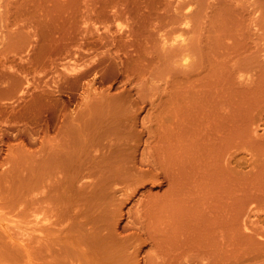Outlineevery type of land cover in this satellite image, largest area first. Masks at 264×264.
<instances>
[{
	"label": "rangeland",
	"instance_id": "1",
	"mask_svg": "<svg viewBox=\"0 0 264 264\" xmlns=\"http://www.w3.org/2000/svg\"><path fill=\"white\" fill-rule=\"evenodd\" d=\"M24 1L0 0V73L19 69L31 82L25 99H0V183L18 200L11 206L0 187L10 204L0 205V237L23 252L10 248L9 256L30 249L27 262H15L167 264L163 253L179 235L164 209L174 211L178 198L185 211L172 213L185 214L186 243L173 247L180 256L172 264H264V0ZM244 36L257 43L258 64L237 71L232 55L244 49L242 65L251 62ZM29 41L35 66L27 75L19 49ZM210 44L219 50L212 56ZM8 45L19 53L7 59ZM85 211L86 222L103 215L104 227L84 223ZM83 232L105 241L80 239ZM2 250L0 261L12 258L1 259Z\"/></svg>",
	"mask_w": 264,
	"mask_h": 264
},
{
	"label": "bare ground",
	"instance_id": "2",
	"mask_svg": "<svg viewBox=\"0 0 264 264\" xmlns=\"http://www.w3.org/2000/svg\"><path fill=\"white\" fill-rule=\"evenodd\" d=\"M33 1H34V0H25L24 2L27 3V4H32ZM30 12H31V11H30ZM244 37H245V40H247V37H246V36H244ZM18 42H19V40H16V41H15V43H18ZM211 46L213 47V49L216 48V47H214V45H211V44H210V48H211V50H213ZM245 46H246V48H247V50H248V52H249V53L246 54V55H247V57H248V56L251 57V59H250L251 62H250L249 65H247V66H243V65H242L241 57L245 55L244 49H243V51H242L239 55H232V56H233V59H232V60L237 62L236 66H235V69H236L237 71H241V70H243V69L252 70V69H254L255 66L258 64V57H259L260 49H259V47H257V43H256V44H252L250 41L247 40V41L245 42ZM189 49H190V50H189ZM208 49H209V48H208ZM208 49H207V51H209ZM32 50H33V42H31V41L27 42V47H26V48H24V49H23V48L19 49L20 52H24V53H26V57H28L27 59H25L24 56H23V57L21 58V60H22V64L20 65V67L23 69L24 72L27 73V75L29 74V72L31 71V69H33V67L35 66L34 60L31 58V57H32V56H31V52H32ZM192 50L195 51L196 48L193 47V49H192V48L190 47V48H188V49H184V50H182L181 52H182V55L185 56V52H190V51L193 52ZM216 51H219L218 48H216V49L213 50L212 52L209 51V54L211 53V56H212L213 53L215 52V53H214V55H215V54H216ZM10 52H17V53H19L15 48H12L10 45H8V46L6 47V49H5V53H6L5 56H6L7 59H8L7 54L10 53ZM217 53H218V52H217ZM243 54H244V55H243ZM32 55H33V53H32ZM211 58H212V57H211ZM31 59H32V60H31ZM213 60H214V57H213ZM19 72H22V71H20L19 69H13V71H6V72H1V73H0V99H1V98H4V99H10V100L16 99L17 101L20 100V99H23V98L25 99V96H27V94H28L29 91H30L29 88H30V86H31V82H30V80H29L28 78H24V77H22V76L19 74ZM24 86H25V87H24ZM42 93H43V97H44L45 99H46L47 97H48V99H49V96H48V95H50V94H49V89H48V87H43V89H42ZM47 101H48V100H46L45 103L48 104ZM48 105H49V104H48ZM48 105H46V107H47ZM46 109H48V108H46ZM14 110H15V109H13V110L11 111V113L8 112L9 110H8L7 112H8V114L10 113V115H12V114L15 115L18 111L15 112V114H14ZM16 110H17V109H16ZM16 110H15V111H16ZM44 110H45V109H44ZM46 112H47V111H46ZM3 113H4V112H3ZM5 113H6V112H5ZM43 114H44V111L42 112V115H43ZM13 115H12V116H13ZM15 116H16V115H15ZM15 116H13V117H15ZM17 116L19 117V114H18V113H17ZM17 116L15 117V119L18 118ZM10 117H11V116H10ZM46 118H47V117H46ZM45 125H46V124H45ZM46 127H49V126L46 125ZM45 129H46V128H45ZM47 129H48V128H47ZM164 162H165V164H166L165 166H167V164H168L169 162L171 163L172 160L169 161V160L166 159ZM170 163H169L168 165H170ZM47 164H48V163H46L45 165H47ZM163 164H164V163H163ZM62 165H63V164H62ZM62 165H61V166H62ZM61 166H60V167H61ZM58 167H59V165H58ZM18 168H19V167H18ZM62 168H63V167H62ZM30 169H32V168H30ZM30 169H29V170H30ZM32 171H33V169L30 171V173H31ZM29 175H30V174H29ZM27 176H28V174L26 175V177H27ZM30 176H31V175H30ZM32 176H35V175H33V173H32ZM20 177H23V175H22V176H19V178H20ZM115 177H116V176H108V178H107L106 180H112V179H114ZM23 178H24V177H23ZM28 178H29V177H28ZM28 178H26V180H27ZM15 179H16V178H15ZM34 179H35V178H31L32 181H33ZM14 181H15V180H14ZM20 181H21V180L19 179V182H20ZM22 182H23V181H22ZM22 182H21V183H22ZM24 182H25V181H24ZM25 183H26V182H25ZM27 183H28V182H27ZM32 183H33L34 185H36V186L38 185L37 182H36V179H35ZM32 183H31V185H30V183H29L28 185H30V187H32V185H33ZM35 183H36V184H35ZM1 184H2V183H0V187H1V188H2V187L4 188V186H2ZM15 184H18V181H17V183H15ZM28 185H27V186H28ZM36 186H35V187H36ZM61 186H63L62 189H61ZM64 186H65V185H60V188H58V189H59V190L61 189V191H63ZM8 187H9V186H8ZM8 187H7V190L9 189V190H8L9 192H8V191H5L6 188H5V189L2 188L5 192L2 191V189H0L1 192H4V193H5V194L3 195V194L0 192V194H2L4 197H5L6 193H8L7 195H8L9 197L12 196V194H10L11 184H10V188H8ZM30 187H29V189H31ZM35 187H34V189H36ZM32 188H33V187H32ZM38 188H39V185L37 186V189H38ZM66 188H67V187H66ZM175 188H176V187H175ZM59 190H57L56 192H58ZM12 191H13V190L11 189V192H12ZM16 191H17V189L15 190V192H14V196H12V198L15 197V195H16ZM19 191H20V190H19ZM23 191H24V190H23ZM52 191H53V190H52ZM61 191H60V192H61ZM175 191H177V190L175 189ZM21 192H22V191H21ZM21 192H20V194H21ZM25 192H26V191H25ZM60 192H58L57 194H56V193H53V194H54V195H60V194H59ZM64 192H65V189H64ZM12 193H13V192H12ZM22 193H23V192H22ZM27 193H28V190H27ZM45 193H46V192H45ZM65 193H66V192H65ZM171 193H173V194L175 195L176 192L174 193L173 190H171V191H170V194H171ZM178 193H179V191H178ZM178 193H176L177 195H175V198H176L177 196L179 197L180 193H179V195H178ZM9 194H10V195H9ZM29 194H30V193H29ZM29 194H28V195H29ZM49 194H51V191H50ZM49 194H46V195H45V194L40 193V196H41V195H42V196L45 195V197H46V196L49 195ZM170 194L168 195V196H169V200H170V199H173V200H174V195L172 194L173 196L171 197ZM2 195H1V198H3ZM26 195H27V194H26ZM51 195H52V194H51ZM61 195H62V196H57L56 198H54V196L52 195V196H53L52 199H53V198H54V199H58V197L61 198V197L64 196L62 193H61ZM24 196H25V194H24ZM21 197H23V194H22V196H20V198H21ZM64 197H65V196H64ZM170 197H171V198H170ZM5 198H8V197H5ZM5 198H4V200H5ZM12 198H10V199H12ZM17 198H18V197H17ZM17 198H16V199H17ZM50 198H51V197H50ZM14 199H15V198H14ZM23 199H24V198H23ZM38 199H39V198H38ZM38 199L36 198V199H33V200L37 201ZM40 199H41V198H40ZM42 199H43V198H42ZM63 199H64V198H63ZM8 200H9V198H8ZM8 200H7V201H8ZM59 200L61 201L62 199H59ZM59 200H57L58 203H60ZM173 200H171V202H172ZM176 200H177L176 203H179V204H176V205H175V209H174V211H176V212L179 213V212H180V209H178V208H179L180 205L182 206V207L180 206V208H183V211H185V210H184V207L186 206L187 203L184 202V203H185V204H184L185 206H184V205H183V202H181L182 200H179L178 198H177ZM5 201H6V200H5ZM11 201H12V200H9L10 203H11ZM14 201H15V200H14ZM14 201H12V202H14ZM17 201H18V200H16L15 202L17 203ZM19 201H20V200H19ZM21 201H22V199H21ZM21 201H20V202H21ZM46 201H49V199L46 200ZM46 201H44L43 203L46 204ZM50 201L53 202L54 200H50ZM57 201H55V202L57 203ZM178 201H179V202H178ZM0 202H1L0 205H2V203L4 202L3 199H2V201H0ZM9 202H8V203H9ZM20 202H19V203H20ZM30 202H33V201H30ZM40 202H42V200H40ZM40 202L38 201V203H37V202H36V203H37L38 205H39V204H42V203H40ZM63 202L65 203V201H63ZM171 202H170V203H171ZM4 203H5V202H4ZM8 203H7V204H8ZM48 203L50 204V202H48ZM56 203H54V204H56ZM58 203H57V204H58ZM180 203H181V204H180ZM205 203H206V201H205ZM7 204H3V205H7ZM14 204H15V203H14ZM14 204H13V205H14ZM32 204H34V202H33V203H30V205H32ZM51 204H52V203H51ZM51 204H50V205H51ZM54 204H52L51 206L54 207ZM95 204H96V203H95ZM172 204L174 205L175 202H173ZM3 205H2V207H3ZM8 205H10V204H8ZM34 205H36V204H34ZM91 205H92V204H91ZM93 205H94V204H93ZM169 205H170V207H166V209H164V212H165V210H167V208H169V210L171 209V204H169ZM173 205H172V206H173ZM177 205H178V206H177ZM11 206H12V203H11ZM32 206H33V205H32ZM47 206H49V205H47ZM56 206H57V205H56ZM62 206L65 208V212H64V213L67 214L68 211L66 212V210L68 209V206H67V209H66L65 205L62 204ZM0 207H1V206H0ZM41 207H42V206H40V208H41ZM44 207H45V206H44ZM90 207H91V206H90ZM90 207H89V208H90ZM176 207H177V208H176ZM30 208H31V207H30ZM40 208H39V209H40ZM64 208H63L62 210H64ZM47 209H48V208H47ZM47 209H46V210H47ZM55 209H56V207H55ZM55 209H54V210H55ZM60 209H61V207L59 208V206H58L57 210L59 211ZM91 209H92V208H90V210H91ZM172 209H173V208H172ZM41 210H44L43 207L41 208ZM48 210H49V209H48ZM57 210H56V211H57ZM92 210H93V209H92ZM169 210H167V212H169V213H168L169 215L172 214L173 217H172V216H170V217H172V218H173V221L175 222V223H173V224H175L174 227L176 226V227H175L176 230H175L174 228H173V229L176 231V235L178 234L180 238L177 236L178 238L176 237L177 239H174V240L172 241V243H173L174 241L177 240V241L175 242L176 245H175V243H174V244L172 245V247H171V244L169 245V244L167 243V242H168V241H167L168 239H167L166 237H164V238L167 239V240H166V241H163V242H166V243L168 244V246H169L170 249H171V248L173 249V247L176 246V247H174V250H175V251H176L177 249H178V250H182V249H183V246H184L185 243H186V240H185V241H184V240L181 241V235L184 234L183 232H184V230L186 229V227H183V225H182V227H181V224L183 223V221H182L183 218H182V217H183V215L185 216V214H182V213H184V212H181V213L179 214V216H180V215H182V216L179 217L177 213H176L177 215L174 214L175 212H174L173 210H170V211H169ZM177 210H178V211H177ZM81 211L84 212V210H81ZM217 211H218V209H217ZM219 211H220V210H219ZM93 212L96 213V210H93V211H92V214H93ZM167 212H165L166 214L164 213V218H165V220L167 219V221H165L166 223H168V220H170V217H169V218H166V216H167V217L169 216V215L167 214ZM170 212H171V214H170ZM172 212H174V213H172ZM221 212H223L222 209H221ZM56 213L59 214V212H56ZM62 213H63V212H62ZM62 213H61V214H62ZM85 213H86V214H85L86 217H84V218H85V221H83L84 223L86 222L87 215L89 216L88 213H91V211H89L88 213H87V211H85ZM95 213H94V214H95ZM211 213H212V212H211ZM94 214H93V215H94ZM64 215H65V214H64ZM98 215H99V214H97V216H98ZM107 215H108V214H107ZM221 215H222V214H221ZM223 215H224V212H223ZM223 215H222V217H223ZM37 216H38V215H37ZM82 216H83V213H82ZM91 216H92V215H90V217H91ZM97 216H93V217H95V218H92L93 221H94V223H95L96 225H98L99 223H102V222L105 220V218H104V220L101 219V222H100V221L98 220L99 218H98ZM102 216H103V215H102ZM102 216L99 215V217H102ZM57 217H58V215H57ZM59 217L61 218V215H59ZM63 217H65V216H63ZM63 217H62L61 219H64ZM90 217H88V218H90ZM105 217H108V216L105 215ZM109 217H110V216H109ZM36 218H37V217H36ZM84 218H83V219H84ZM102 218H103V217H102ZM34 219H35V218H34ZM45 219H48V217L45 218ZM58 219H59V218H58ZM106 219H107V218H106ZM181 219H182V220H181ZM199 219H200V218H198V220H199ZM213 219H215V218H213ZM40 220H41V219L37 218V222H38V223H39ZM87 220H88V219H87ZM90 220H91V219H90ZM97 220L99 221V223H98ZM107 220H108V219H107ZM107 220H106V221H107ZM171 220H172V219H171ZM215 220H216V219H215ZM35 221H36V220H35ZM35 221H34V222H35ZM47 221H49V222L51 223L50 220H47ZM47 221L45 220V222H47ZM88 221H89V220H88ZM108 221H109V220H108ZM110 221L112 222V220H110ZM110 221H109V225H108V224H107L108 226L106 225V226H107L106 229H108V227L110 226V224H111ZM196 221H197V220H196ZM201 221H202V220H201ZM201 221H200V222H201ZM223 221H224V220H223ZM41 222L43 223L42 220H41ZM41 222H40V223H41ZM91 222H92V221H91ZM91 222H86V223H87V225H88V224L91 223ZM165 222H164V223H165ZM169 222H170V221H169ZM202 222H203V221H202ZM202 222H201V223H202ZM35 223H36V222H35ZM38 223H36L35 225H38ZM40 223H39V227L42 226ZM84 223H83V225H84ZM94 223H91L90 225L92 226V224H94ZM104 223H105V222H104ZM107 223H108V222H107ZM171 223H172V222H171ZM171 223H168V225H167V224H164V226L167 225V227H169ZM180 223H181V224H180ZM195 223H197V222H195ZM45 224H46V223H43V226H44ZM197 224H198V223H197ZM40 225H41V226H40ZM85 225H86V224H85ZM102 225H103V223H102ZM184 225H185V224H184ZM216 225H217V232H218V231L221 229L222 225H218L217 223H216ZM216 225H215V226H216ZM43 226H42V227H43ZM45 226H46V225H45ZM45 226H44L43 229H42L43 232L46 231ZM99 226H100V225H99ZM171 226H172V224H171ZM218 226H219V227H218ZM39 227H37V228L39 229ZM47 227H48V226H47ZM47 227H46V228H47ZM103 227H104V225H103ZM167 227H166V229H165V227H164V229L167 230ZM199 227H200V226H199ZM206 227H208V229H209V227H210V229H211L212 226L209 225V226H206ZM34 228H35V227H34ZM44 229H45V230H44ZM93 229H94L95 232H96V230H99V227H98V226H96V227L93 226ZM93 229H92V230H93ZM100 229H101V226H100ZM222 229H223V227H222ZM40 230H41V229H40ZM42 230H41V231H42ZM92 230H91V233H92ZM94 230H93V232H94ZM174 230H173V231H174ZM59 231H60V230H59ZM59 231H58V232H59ZM100 231H101V230H100ZM110 231L113 232V230H111V229H110ZM167 231H169V229H168ZM221 231H222V232H221ZM0 232H1V231H0ZM63 232H64V230H63ZM212 232H213V231H212ZM53 233H54V232H53ZM83 233H84V232H83ZM91 233H90V234H91ZM218 233H219V232H218ZM222 233H223V234H222ZM1 234H2V232H1ZM1 234H0V236H3V237L5 236V235H3V234L1 235ZM60 234H61V233H60ZM64 234H65V233H64ZM87 234H88V236H89V233H87ZM87 234L85 235V233H84V234L81 233V236H82V235H83V236H87ZM210 234H211V233H209V235H210ZM213 234H214V233H212L211 236H212ZM50 235H53V234L51 233ZM54 235H55V234H54ZM54 235H53V236H54ZM93 235H97V234H92V235L90 236V239H91V240L89 239L88 236L86 237V238L89 239V242H91V243L93 242V241H92V238H91ZM108 235H109V234H108ZM110 235H111V234H110ZM58 236H59V237H58ZM58 236H54V238L51 236V239H52V238H53V239H56L55 237H57V238H59V240H60V239L63 240V239H62L63 234H62L61 238H60V235H58ZM79 236H80V235H79ZM83 236H82V238H80V239H84ZM97 236H99V239H98L99 241H100L101 239H103V237H102V238L100 237V236H101L100 234L97 235ZM213 236H214V235H213ZM221 236H222V237L224 236V230H220V240L222 241ZM64 237H65V236H64ZM76 237H77V236H76ZM95 237H96V236H95ZM95 237L93 236V238H95ZM224 237H225V236H224ZM1 238H2V237H0V240H1L0 242H1L2 244H3L2 240H5V241H4V244L2 245L4 248H3L2 246H0V250H2L1 247L3 248L2 252H1V255H3V256H1V259H2V257H3L4 259H7V258H5V257H7V256L10 255V252H11V251H9V249L13 246V244H12V246H11V243H10V242H9L10 244H7V243H5V242L12 241V239H10V240L7 239V241H6V239H4L5 237L2 238V239H1ZM15 238H16V237H15ZM77 238H79V237H77ZM77 238H76V240H77ZM86 238H85L84 240L87 241ZM96 238H97V237H96ZM100 238H101V239H100ZM107 238H108V237H107ZM107 238H106V239H107ZM39 239H40V238H39ZM108 239H109V238H108ZM127 239H128V238H127ZM127 239H126V240H127ZM178 239H179V240H178ZM204 239H205V238H204ZM206 239H208V238H206ZM93 240H95V239H93ZM96 240H97V239H96ZM96 240H95V241H96ZM110 240H111V237H110ZM110 240H109V241H110ZM188 240H189V239H188ZM188 240H187V241H188ZM86 241H85V242H86ZM103 241H105V239H103ZM107 241H108V240H107ZM109 241H108V242H105V244L108 245V243L111 242V241H110V242H109ZM123 241H124V239H123ZM221 241H220V242H221ZM81 242H82V241H81ZM81 242H79V243H81ZM101 242H102V240H101L100 242H98V243L101 244ZM189 242H191V241L189 240L187 243H189ZM223 242H224V239H223ZM223 242H221L222 244L220 243L221 246L223 245ZM1 243H0V244H1ZM83 243H84V241H83ZM98 243H96V245H97ZM5 244H6V245H5ZM15 244L19 245L18 242H17V243L14 242V245H15ZM85 244L87 245L88 242H86ZM85 244H84V246H85ZM89 244H90V243H89ZM111 244H113V243H111ZM167 244H166V250H164V251H169V248H168V250H167V247H168ZM202 244H203V243H202ZM208 244H209V243H208ZM208 244H206V245H208ZM226 244L228 245V243H226V240H225V243H224L223 247H224ZM4 245H5V246H4ZM8 245H9L10 247H9ZM17 245H16V247H17ZM96 245H95V242H94V244H93V248L96 247ZM102 245H103V244H102ZM22 246H23V245H21L20 247H22ZM24 246H25V245H24ZM88 246H89V245H87V249L90 250V248H88ZM90 246H91V245H90ZM99 246H101V245H99ZM108 246H109V245H108ZM111 246H112V245H111ZM198 246H199V245H198ZM198 246H197V247H198ZM200 246H201V245H200ZM200 246H199V247H200ZM209 246H210V249H211V245H210V244H209ZM209 246H207V247L205 246V247H206L205 250H206ZM5 247H6V248L9 247V248L7 249L8 251L4 250V249H6ZM13 247L15 248V246H13ZM97 247H98V246H97ZM97 247H96V248H97ZM109 247H110V246H109ZM223 247H222L221 249H223ZM14 248H11V249L13 250ZM91 248H92V246H91ZM96 248H95V249H96ZM103 248L106 249L105 246H104V247L102 246V249H103ZM97 249H98V248H97ZM97 249H96V250H97ZM102 249H100V250H102ZM107 249H108V248H107ZM112 249H113V247H112ZM115 249H116V248H115ZM172 249H171V251H170L172 254H169L170 252H168L169 255L166 254L167 252H166V253H163V254H165L166 257H168V258L171 256V257H170V258H171V261H172V258H175V259L177 260V258L173 256V253H174V255H176V256H180V253H178L179 255H177L176 253H177L178 251L175 252V251L173 250V252H172ZM200 249H201V248H200ZM200 249L197 250L196 253L193 252V254H194V253H195V254H198V251H200ZM203 249H204V248H203ZM203 249H201V251H202ZM221 249H220V253H221V251H222ZM15 250H16L17 252H16ZM18 250H19V251H18ZM23 250L25 251V249H23ZM89 250H87V252H89ZM109 250H111V249L109 248ZM205 250L201 252V253L204 252L203 254L200 253V254H201V255H200V259L204 256V254H205L206 251L208 252L209 248H208V250H206V251H205ZM4 251H5L6 253H5ZM14 251L16 252V254L14 253V255L17 256V253H18V252L20 253L21 250H20L19 248H18V249L16 248V249H14ZM28 251H30V249H29ZM28 251L26 250V253H29L28 255H30V252H28ZM84 251H85V249H84ZM103 251H104V250H103ZM112 251H113V250H112ZM162 251H163V249H162ZM164 251H163V252H164ZM7 252H9V253H7ZM21 252H22V251H21ZM85 252H86V251H85ZM85 252H84V253H85ZM93 252H94V250H93ZM97 252H98V250H97ZM101 252H102V251H101ZM101 252H100V253H101ZM106 252H107L106 254L109 253L108 250H107ZM114 252H115V251H114ZM179 252H180V251H179ZM182 252H183V253H182ZM184 252H185L184 250L181 251L182 254H184ZM207 252H206V254H205V255H206V258H207L208 256H209V257H210V256L212 257V254L210 255L209 253H213V251H210V250H209V252H208L209 255L207 254ZM2 253H4V254H2ZM12 253H13V251H12ZM12 253H11V254H12ZM22 253H23V252H22ZM22 253H21V255H22L23 257L20 256V254H18V257L20 256L19 258H18V257H15L14 255H13V256L11 255L12 258H13L14 260H13L12 258H11L12 261H10L11 259H9V260L7 259L8 262H9L10 264H14V263L17 264L18 262H22L25 256H26L25 258H26L27 261H28V258H29V257L27 256V254L25 253V254H26V255H25V254H22ZM90 253H92V249H91V252H90ZM90 253H88V254H90ZM102 253H103V252H102ZM5 254H8V255L5 256ZM31 254H32V253H31ZM81 254H82V253H81ZM109 254H110V253H109ZM112 254H113V253H111V258H112V256H114V255H112ZM182 254H181V255H182ZM24 255H25V256H24ZM83 255H84V254H83ZM86 255H87V254H86ZM90 255H91V254H90ZM95 255H96V254H95ZM97 255H99V254L97 253ZM101 255H102V254H101ZM101 255H100V256H101ZM165 255H164V256L162 255L163 258L165 257ZM198 255H199V254H198ZM198 255H197L196 257H198ZM207 255H208V256H207ZM11 256H9V257H11ZM84 256H85V255H84ZM87 256H89V255H87ZM107 256H108V255H107ZM107 256H106V258H104V259H107ZM194 256H195V255H194ZM201 256H202V257H201ZM9 257H8V258H9ZM21 257H22V258H21ZM27 257H28V258H27ZM104 257H105V256H104ZM108 257H109V256H108ZM204 257H205V256H204ZM204 257H203V258H204ZM238 257H239V256H238ZM20 258H21V259H20ZM30 258L32 259V256H31ZM87 258H89V257H87ZM90 258H91V256H90ZM92 258H93L92 260H95V258H98V257H95V258H94V256L92 255ZM101 258H103V256H101ZM170 258H169V259H170ZM203 258H202V259H203ZM219 258H220V256L218 257V259H219ZM235 258H237V257H235ZM235 258H234V259H235ZM239 258H240V257H239ZM239 258H238V259H239ZM15 259H16L17 261H16ZM31 259L29 260L30 263H31ZM104 259H103V260H104ZM113 259H114V258H113ZM165 259H166V258H165ZM169 259H168V260H169ZM175 259H174V260H175ZM204 259H205V258H204ZM218 259H217V260H218ZM234 259H233V260H234ZM238 259L234 260V263H235V262H238V261H237ZM7 260H6V261H7ZM20 260H21V261H20ZM24 260H25V259H24ZM87 260H88V259H87ZM90 260H91V259H90ZM114 260H115V259H114ZM166 260H167V259H166ZM168 260H167V261H168ZM217 260L214 261V263L217 262ZM219 260H220V261L223 260V261H221V262H222V263H223V262L225 263L224 258L219 259ZM6 261H4V260L2 261V260H1L0 262H2V264H5ZM15 261H16L17 263H16ZM27 261H23V262H27ZM98 261H101L100 258H99ZM108 261H109V260H108ZM171 261L167 262V264H169V263L172 264V263L174 262V261H172V262H171ZM240 261H241V259L239 260V262H240ZM3 262H4V263H3ZM8 262H7V263H8ZM87 262L89 263V261H87ZM91 262H92V263H93V262L96 263L97 260H95V261H91ZM101 262H102V261H101ZM106 262H107V261H105V263H106ZM175 262H176V261H175ZM175 262H174V263H175ZM221 262H220V263H221ZM7 263H6V264H7ZM220 263H218V264H220ZM240 263H241V262H240ZM240 263H239V264H240ZM100 264H101V263H100ZM107 264H109V262H108ZM113 264H114V262H113ZM216 264H217V263H216ZM237 264H238V263H237Z\"/></svg>",
	"mask_w": 264,
	"mask_h": 264
}]
</instances>
